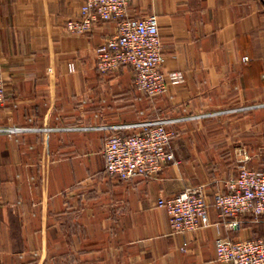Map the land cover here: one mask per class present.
I'll return each instance as SVG.
<instances>
[{"label":"crops","instance_id":"1","mask_svg":"<svg viewBox=\"0 0 264 264\" xmlns=\"http://www.w3.org/2000/svg\"><path fill=\"white\" fill-rule=\"evenodd\" d=\"M82 4L0 0V125L33 129L0 136V264H221L218 238H264L225 227L212 201L242 150L253 169L264 150V0H131L126 17H158L162 68L182 75L155 99L129 66L99 73L117 23L69 32ZM156 119L178 120L175 160L155 179L109 174L107 138L134 133L115 128ZM187 188L204 189L210 226L174 235L158 201Z\"/></svg>","mask_w":264,"mask_h":264},{"label":"built area","instance_id":"2","mask_svg":"<svg viewBox=\"0 0 264 264\" xmlns=\"http://www.w3.org/2000/svg\"><path fill=\"white\" fill-rule=\"evenodd\" d=\"M131 0H83L79 16L66 23V29L76 35L90 33L97 23L116 22V32L97 50V69L100 74H112L124 66L134 72L136 87L148 98L161 96L168 82H182L181 73H166L163 43L158 17L128 18L126 11ZM248 60L247 57L244 58ZM6 100L4 80L0 70V105ZM256 106L233 109L241 112ZM226 113V112H223ZM207 115H204V117ZM209 116V115H208ZM203 117V116H202ZM178 120L156 119L137 122L115 129H132L128 135L112 134L103 151L106 171L120 179L130 181L137 177L155 179L175 160L170 151L173 134L167 126ZM77 129H90L82 127ZM95 129L107 130L109 127ZM27 127L0 125V136L18 137L32 131ZM242 164L225 184V191L213 195V205L221 224L239 230L246 217H264V158L257 169L246 163L250 157L242 150ZM158 206L169 215L174 235H186L210 226L207 195L202 188H187L170 199H160ZM217 261L221 264H264V238L216 240Z\"/></svg>","mask_w":264,"mask_h":264},{"label":"rangeland","instance_id":"3","mask_svg":"<svg viewBox=\"0 0 264 264\" xmlns=\"http://www.w3.org/2000/svg\"><path fill=\"white\" fill-rule=\"evenodd\" d=\"M220 136V135H219ZM233 137V135H231ZM254 159L256 161H260L264 158V150L258 149L254 154ZM264 217L263 218H254V217H247L243 220L244 226H250L254 231H257L259 236L264 237Z\"/></svg>","mask_w":264,"mask_h":264}]
</instances>
